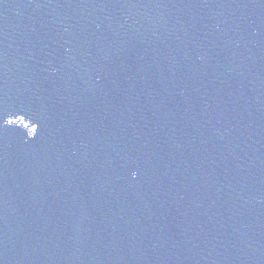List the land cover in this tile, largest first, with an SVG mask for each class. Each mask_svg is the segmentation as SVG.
Returning a JSON list of instances; mask_svg holds the SVG:
<instances>
[{"label": "water", "instance_id": "obj_1", "mask_svg": "<svg viewBox=\"0 0 264 264\" xmlns=\"http://www.w3.org/2000/svg\"><path fill=\"white\" fill-rule=\"evenodd\" d=\"M0 264H264V0H0Z\"/></svg>", "mask_w": 264, "mask_h": 264}]
</instances>
